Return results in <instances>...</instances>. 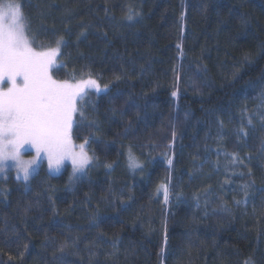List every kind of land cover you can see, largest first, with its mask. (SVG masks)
I'll return each instance as SVG.
<instances>
[{"label": "trees", "instance_id": "obj_1", "mask_svg": "<svg viewBox=\"0 0 264 264\" xmlns=\"http://www.w3.org/2000/svg\"><path fill=\"white\" fill-rule=\"evenodd\" d=\"M18 1L55 79L111 92L83 101L98 172L0 176V264H264V0Z\"/></svg>", "mask_w": 264, "mask_h": 264}, {"label": "snow or ice", "instance_id": "obj_2", "mask_svg": "<svg viewBox=\"0 0 264 264\" xmlns=\"http://www.w3.org/2000/svg\"><path fill=\"white\" fill-rule=\"evenodd\" d=\"M132 15L130 9L127 19L131 20ZM30 33V22L21 3L0 0V174L14 169L15 179L24 182L25 191L44 160L48 169L56 172L70 161L73 169L70 181L77 173L86 175L85 169L97 159L94 151L89 155L91 145L104 141L100 138L102 132L98 120H89L83 101L90 92L97 97L111 92L107 84L101 85L91 74L80 79L74 75L70 79H55L54 70L63 67L58 64L57 57L62 55L66 42L59 37L55 46L37 45L35 34ZM260 101V106L264 107V93ZM88 103L92 101L88 100ZM253 115L264 121V112L259 108ZM248 123L252 124V116H248ZM85 129L88 135L83 143L76 145L73 133L79 136ZM241 134L247 135L242 129ZM30 150L35 154L31 159H24L22 153ZM233 159L238 160V157L233 154ZM168 163L172 161L169 159ZM128 165L132 169L141 168L131 149ZM248 175L251 176V171ZM251 186L241 185L246 199L234 201L237 205L247 202V189ZM161 188L167 201L168 188L164 185ZM6 192V188H0V196Z\"/></svg>", "mask_w": 264, "mask_h": 264}, {"label": "rangeland", "instance_id": "obj_3", "mask_svg": "<svg viewBox=\"0 0 264 264\" xmlns=\"http://www.w3.org/2000/svg\"><path fill=\"white\" fill-rule=\"evenodd\" d=\"M18 2H19V1H18ZM54 46H55V45H54ZM57 60H58V64H61V61H60V59H59V56L57 57ZM75 144H76V143H75ZM79 144H81V143H79ZM79 144H76V145H79ZM34 154H35V153H34V150H30V151H28V152H24V153H22L24 159H31L32 156H33ZM9 163L11 164L12 162L10 161ZM65 163H69V164L71 165V162H70V161H66ZM42 164H44V165L46 166L47 170H48L51 174H58V173L61 171V169H62V168H61L58 172L49 170V169H48V165H47V161H46V160H44ZM38 168H39V167L36 168V171H37ZM99 169H100V168H98V166L95 164V161H93V163H92L88 168L85 169V172H86V175H87L89 172L96 173V172L99 171ZM10 170H13V174H14V177H15V176H16V172H15V170H14V169H10ZM105 170H106V169H105ZM72 171H73V169H72V165H71V174H72ZM107 171H111V167H109ZM107 171H106V172H107ZM71 174H70V175H71ZM1 175H3V174H0V176H1ZM86 175H85V174H81V173H77L76 176L73 177V179H72L71 181L69 180V182H70V184H71L70 186L74 185V183H75L78 179H80V178H82V177H84V176H86ZM21 181H22V180H21ZM246 264H247V262H246ZM250 264H251V263H250Z\"/></svg>", "mask_w": 264, "mask_h": 264}, {"label": "bare ground", "instance_id": "obj_4", "mask_svg": "<svg viewBox=\"0 0 264 264\" xmlns=\"http://www.w3.org/2000/svg\"><path fill=\"white\" fill-rule=\"evenodd\" d=\"M6 204V203H5ZM89 223V222H88ZM111 249V248H110Z\"/></svg>", "mask_w": 264, "mask_h": 264}]
</instances>
